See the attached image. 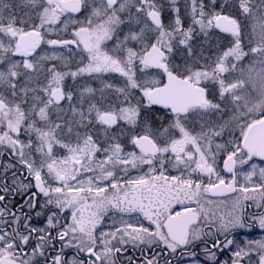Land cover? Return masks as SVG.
I'll return each mask as SVG.
<instances>
[{"label": "snow or ice", "instance_id": "obj_1", "mask_svg": "<svg viewBox=\"0 0 264 264\" xmlns=\"http://www.w3.org/2000/svg\"><path fill=\"white\" fill-rule=\"evenodd\" d=\"M0 264H264V0H0Z\"/></svg>", "mask_w": 264, "mask_h": 264}, {"label": "flooded vegetation", "instance_id": "obj_2", "mask_svg": "<svg viewBox=\"0 0 264 264\" xmlns=\"http://www.w3.org/2000/svg\"><path fill=\"white\" fill-rule=\"evenodd\" d=\"M156 116H157V118L159 119V118H162L163 116H164V112L161 110V111H158L157 113H156ZM16 201H18V202H22V198L21 197H19V196H17L16 197ZM35 223H41L42 224V222H43V218L42 217H40V218H36V220L34 221Z\"/></svg>", "mask_w": 264, "mask_h": 264}]
</instances>
